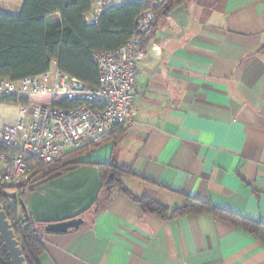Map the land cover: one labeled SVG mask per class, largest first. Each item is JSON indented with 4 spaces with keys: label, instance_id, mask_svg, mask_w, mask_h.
I'll return each mask as SVG.
<instances>
[{
    "label": "crops",
    "instance_id": "0c3cea01",
    "mask_svg": "<svg viewBox=\"0 0 264 264\" xmlns=\"http://www.w3.org/2000/svg\"><path fill=\"white\" fill-rule=\"evenodd\" d=\"M133 1L158 2L106 0L105 9ZM150 36L137 65L135 126L114 130L82 165L24 198L34 222L83 221L42 233L38 264H264V245L242 230L209 214L144 213L102 190L96 167H130L136 177L124 187L171 210L183 195L264 223V0H191ZM17 115L0 104V129Z\"/></svg>",
    "mask_w": 264,
    "mask_h": 264
},
{
    "label": "trees",
    "instance_id": "16d2710c",
    "mask_svg": "<svg viewBox=\"0 0 264 264\" xmlns=\"http://www.w3.org/2000/svg\"><path fill=\"white\" fill-rule=\"evenodd\" d=\"M18 1H21L22 6L17 15L0 13V80L19 82L26 77L39 76L54 65L59 72L94 88L99 81L98 70L92 60L94 54L115 52L134 36H139L145 47L151 39L150 31L156 21L191 0H161L154 5L138 1L127 2L118 8H104L94 24L84 21V15L93 8L92 0ZM146 12L153 13L154 21L146 31L137 32V20ZM258 52H264V46ZM27 103V98H0V104L16 106ZM114 130L117 135L125 131L122 127H116L99 143L68 151L62 158L50 164H36L32 180L22 192H17L16 204L6 196V189L0 188V206L11 225L25 264H38V259L44 251L40 235L48 233L45 231L48 225L31 219L24 220L23 210L18 202H24L26 194L35 186L82 165L81 160L99 150ZM96 167L102 190L118 191L138 204L144 213L156 215L163 221L209 214L242 230L264 245V223L249 220L214 207L208 202L183 195L182 206L171 210L149 198H137L124 187V179L136 177L130 167L114 163L97 164ZM0 264H10L1 241Z\"/></svg>",
    "mask_w": 264,
    "mask_h": 264
},
{
    "label": "built area",
    "instance_id": "2783aa9c",
    "mask_svg": "<svg viewBox=\"0 0 264 264\" xmlns=\"http://www.w3.org/2000/svg\"><path fill=\"white\" fill-rule=\"evenodd\" d=\"M92 4L84 15L87 24L96 23L106 0ZM153 21V13L142 14L137 32L146 31ZM145 55L139 36L115 52L94 54L99 75L94 88L56 68L19 82L0 80V98L28 99L27 104L16 105L15 123L0 129V188L22 192L36 164H50L68 151L99 143L116 127H134L137 65Z\"/></svg>",
    "mask_w": 264,
    "mask_h": 264
},
{
    "label": "water",
    "instance_id": "95a60500",
    "mask_svg": "<svg viewBox=\"0 0 264 264\" xmlns=\"http://www.w3.org/2000/svg\"><path fill=\"white\" fill-rule=\"evenodd\" d=\"M6 196L12 201L14 204L17 203L15 194H6ZM21 209L24 212V220L28 219V216L25 211V206L22 201L18 202ZM83 224L81 219H72L66 222H60L56 224H49L45 231L48 233H65L69 229H76ZM0 241L2 243L3 248L5 249L7 256L9 258L10 264H25L24 258L22 256V251L19 247L18 242L15 240L11 225L6 219V215L3 212L0 206Z\"/></svg>",
    "mask_w": 264,
    "mask_h": 264
},
{
    "label": "rangeland",
    "instance_id": "374dc122",
    "mask_svg": "<svg viewBox=\"0 0 264 264\" xmlns=\"http://www.w3.org/2000/svg\"><path fill=\"white\" fill-rule=\"evenodd\" d=\"M22 3L18 0H0V13L9 14V15H17L21 9ZM21 94H24L23 92ZM5 193L15 194L14 190H6Z\"/></svg>",
    "mask_w": 264,
    "mask_h": 264
}]
</instances>
